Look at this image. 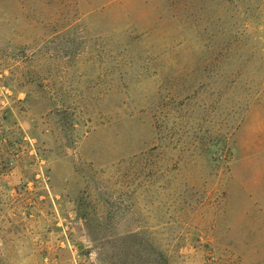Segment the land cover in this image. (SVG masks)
I'll list each match as a JSON object with an SVG mask.
<instances>
[{"label": "rangeland", "instance_id": "374dc122", "mask_svg": "<svg viewBox=\"0 0 264 264\" xmlns=\"http://www.w3.org/2000/svg\"><path fill=\"white\" fill-rule=\"evenodd\" d=\"M0 264H264V0H0Z\"/></svg>", "mask_w": 264, "mask_h": 264}]
</instances>
